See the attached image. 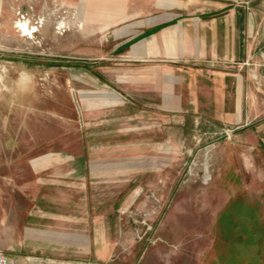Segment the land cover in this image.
<instances>
[{
  "label": "rangeland",
  "instance_id": "obj_1",
  "mask_svg": "<svg viewBox=\"0 0 264 264\" xmlns=\"http://www.w3.org/2000/svg\"><path fill=\"white\" fill-rule=\"evenodd\" d=\"M74 1L0 0V264H264V143L154 107Z\"/></svg>",
  "mask_w": 264,
  "mask_h": 264
},
{
  "label": "crops",
  "instance_id": "obj_2",
  "mask_svg": "<svg viewBox=\"0 0 264 264\" xmlns=\"http://www.w3.org/2000/svg\"><path fill=\"white\" fill-rule=\"evenodd\" d=\"M73 3L94 34L109 31L113 51L141 62L137 89L151 92L154 107L189 111L191 125L240 127L225 156L264 143V0Z\"/></svg>",
  "mask_w": 264,
  "mask_h": 264
},
{
  "label": "bare ground",
  "instance_id": "obj_3",
  "mask_svg": "<svg viewBox=\"0 0 264 264\" xmlns=\"http://www.w3.org/2000/svg\"><path fill=\"white\" fill-rule=\"evenodd\" d=\"M20 22V21H19ZM18 22V23H19ZM17 26V25H16ZM18 26L20 27V28H22L24 31H25V33L26 34H32L35 30H36V27H34V26H29V24L28 23H26V22H22V23H19L18 24Z\"/></svg>",
  "mask_w": 264,
  "mask_h": 264
},
{
  "label": "trees",
  "instance_id": "obj_4",
  "mask_svg": "<svg viewBox=\"0 0 264 264\" xmlns=\"http://www.w3.org/2000/svg\"><path fill=\"white\" fill-rule=\"evenodd\" d=\"M236 203H237V202H232V203L230 204V206H228V207H229L228 210H229V211H232V205H234V204L237 205ZM228 207H227V208H228ZM229 211H227V212H229Z\"/></svg>",
  "mask_w": 264,
  "mask_h": 264
}]
</instances>
